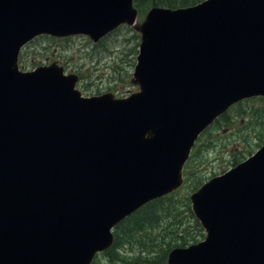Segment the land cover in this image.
Returning a JSON list of instances; mask_svg holds the SVG:
<instances>
[{"label": "water", "instance_id": "obj_1", "mask_svg": "<svg viewBox=\"0 0 264 264\" xmlns=\"http://www.w3.org/2000/svg\"><path fill=\"white\" fill-rule=\"evenodd\" d=\"M136 18L133 0H0V264H90L182 182L202 130L264 95V0L152 7L127 98L83 97L58 65L18 69L38 34L98 40ZM191 199L207 235L169 264H264V144Z\"/></svg>", "mask_w": 264, "mask_h": 264}, {"label": "rangeland", "instance_id": "obj_2", "mask_svg": "<svg viewBox=\"0 0 264 264\" xmlns=\"http://www.w3.org/2000/svg\"><path fill=\"white\" fill-rule=\"evenodd\" d=\"M136 26L120 28L96 43L83 35L68 38L44 35L25 47L20 64L24 70L42 64H61L67 73L79 75L77 87L84 95L111 92L124 97L138 89L132 76L140 44L139 24ZM237 108L202 136L187 163V184L175 194V207L166 208L169 215L152 234L155 240L164 235L173 248L204 238V230L191 210L189 195L203 182L255 152L264 141V100L254 98ZM127 247L121 246L116 251L118 259L100 254L95 264H142V260L136 262ZM149 256L157 262L154 253Z\"/></svg>", "mask_w": 264, "mask_h": 264}, {"label": "trees", "instance_id": "obj_3", "mask_svg": "<svg viewBox=\"0 0 264 264\" xmlns=\"http://www.w3.org/2000/svg\"><path fill=\"white\" fill-rule=\"evenodd\" d=\"M140 10L144 11L151 6H167L171 8L188 6L201 0H135ZM176 197L173 195L153 201L137 211L126 220L122 221L115 229L116 242L115 249L121 246L127 247L133 255L136 262L142 260V264H165L166 255L171 248L169 239L164 235L157 239L152 236L154 231L159 228L165 216L169 215L166 208H172L176 205ZM176 225V223H174ZM171 234V233H169ZM155 254V258H150V254ZM115 251L110 253L111 259H118ZM139 264V263H136Z\"/></svg>", "mask_w": 264, "mask_h": 264}]
</instances>
